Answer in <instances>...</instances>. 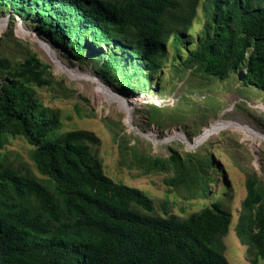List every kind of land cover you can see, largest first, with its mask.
Here are the masks:
<instances>
[{
  "label": "trees",
  "instance_id": "16d2710c",
  "mask_svg": "<svg viewBox=\"0 0 264 264\" xmlns=\"http://www.w3.org/2000/svg\"><path fill=\"white\" fill-rule=\"evenodd\" d=\"M236 2L212 0L220 22L187 62L220 78L244 66L245 79L264 90V6ZM178 7L174 0H0V10L12 11L9 18L32 23L69 56L118 44L141 61L132 70L136 75L143 65L151 72L160 67L158 55L169 35L164 16ZM130 34L135 40H127ZM39 66L27 58L19 71L0 75V151L11 137H24L38 172L55 182L54 192L0 167V264H228L216 246L230 224L220 203L184 218L147 213L153 202L141 189L116 183L102 171L90 149L99 142L92 132H58L57 116L28 85L41 80ZM171 160L181 171L177 152ZM7 193L18 200L33 196L41 212L3 199ZM235 231L253 250L251 263L264 261V190L251 178Z\"/></svg>",
  "mask_w": 264,
  "mask_h": 264
},
{
  "label": "rangeland",
  "instance_id": "374dc122",
  "mask_svg": "<svg viewBox=\"0 0 264 264\" xmlns=\"http://www.w3.org/2000/svg\"><path fill=\"white\" fill-rule=\"evenodd\" d=\"M174 1L179 7L164 16L169 35L165 52L158 55L160 67L153 72L143 65V70L134 74L133 68L141 61L116 43L87 49L79 58L69 56L54 41L38 34L32 23L13 16L0 28V75L19 71L27 58L37 59L42 78L29 81L28 85L57 116L59 133L92 132L99 142L90 143V149L102 171L116 183L141 189L153 202V210L147 212L151 215L176 214L184 218L219 202L229 213L230 224L228 232L217 240V248L228 264H252L253 250L235 230L242 215L247 179L264 190V141L230 129L221 130L195 148L181 139L165 140L181 132L192 142L206 127L218 122L247 124L264 134V90L247 81L245 74L243 80L238 79L239 70L246 72L244 66L220 78L188 63L189 53L211 36L221 13L214 10L212 0ZM243 1L237 0L236 4ZM251 1L264 6V0ZM11 12L0 10V17ZM18 22L49 41L56 55L38 41L18 34ZM131 39L135 40L130 34L127 40ZM107 56L114 63L109 64ZM58 59L131 96L134 100L128 104V113L120 102L103 96L97 82L58 70ZM128 117L137 131L128 124ZM147 131L163 142L144 137L142 134ZM31 148L24 137H11L0 151V167L37 180L54 192L55 182L38 172L30 157ZM174 152L181 157L179 172L171 165ZM174 176L171 184L163 182ZM201 191L203 194L197 196ZM1 196L41 212L33 196L22 200L10 193ZM131 205L144 212L136 204ZM258 263L264 261L259 259Z\"/></svg>",
  "mask_w": 264,
  "mask_h": 264
},
{
  "label": "bare ground",
  "instance_id": "6f19581e",
  "mask_svg": "<svg viewBox=\"0 0 264 264\" xmlns=\"http://www.w3.org/2000/svg\"><path fill=\"white\" fill-rule=\"evenodd\" d=\"M8 23V19H6V17L1 18L0 17V28L5 27ZM17 32L18 34L27 37V38H31L34 39L35 41H38L40 44H42L48 51H50L51 53H53V55H56V50H54L52 48L51 44L45 43V41L40 40L30 29H28L26 26H24L22 23L18 22L17 23ZM57 66H58V70H62L65 71L66 73L77 77V78H85V79H89L91 81L97 82V84L100 86H98V90L99 92L106 97L109 98H113L115 101L120 102V104L122 105L123 109L125 110L126 113H128V110L130 109L128 107V104L133 101L134 99L122 92L116 91L115 89L109 87L106 83H104L102 80H100L98 77H94L92 76L90 73H83L79 67L75 66V67H69L68 65H66L65 63H63L62 61H57ZM140 106V105H139ZM128 120V124L131 125V119L130 117L127 118ZM223 129H230V130H234V131H241L244 132L248 137L250 138H254V139H261L264 141V134L261 132H257L253 129L250 128L249 125L247 124H237V123H231V122H218V123H213L211 124V126L206 127L203 132L201 134H199L192 142L189 141L184 134H182L181 132L177 133V134H172L170 136L167 137V139L165 141H171L174 139H181L184 140L188 146L194 147L192 145H199L202 144L204 141H206L209 137H211L214 134H217L218 132H220ZM141 133V132H140ZM144 137L149 138V139H155L158 142H163V140H158L153 134H151L149 131L147 132H143L142 134ZM163 139V138H162Z\"/></svg>",
  "mask_w": 264,
  "mask_h": 264
},
{
  "label": "water",
  "instance_id": "95a60500",
  "mask_svg": "<svg viewBox=\"0 0 264 264\" xmlns=\"http://www.w3.org/2000/svg\"><path fill=\"white\" fill-rule=\"evenodd\" d=\"M9 16H10V14H8L7 16H5L6 17V19H9ZM19 18V17H18ZM20 21H21V19H20ZM40 40H43V41H45V43H48V44H50V42L49 41H47V40H45V39H43L41 36H39L37 33H35V32H33ZM58 61H59V59H58ZM244 74H245V71L244 70H239V72H238V79H240V80H243L244 79ZM130 127L132 128V129H134V130H138L137 129V127L135 126V125H133V124H131L130 125ZM139 132V131H138ZM192 146H196V145H192ZM191 148H195V147H191Z\"/></svg>",
  "mask_w": 264,
  "mask_h": 264
}]
</instances>
